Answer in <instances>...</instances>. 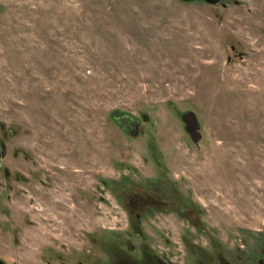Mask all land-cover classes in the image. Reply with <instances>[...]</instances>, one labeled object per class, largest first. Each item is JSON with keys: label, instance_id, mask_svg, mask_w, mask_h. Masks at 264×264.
Segmentation results:
<instances>
[{"label": "rangeland", "instance_id": "374dc122", "mask_svg": "<svg viewBox=\"0 0 264 264\" xmlns=\"http://www.w3.org/2000/svg\"><path fill=\"white\" fill-rule=\"evenodd\" d=\"M223 4L0 0L1 261L264 264V0Z\"/></svg>", "mask_w": 264, "mask_h": 264}, {"label": "water", "instance_id": "95a60500", "mask_svg": "<svg viewBox=\"0 0 264 264\" xmlns=\"http://www.w3.org/2000/svg\"><path fill=\"white\" fill-rule=\"evenodd\" d=\"M184 2H193L195 0H180ZM205 2L208 5H219L221 4L223 8H225L227 5L223 4V0H205ZM184 124L187 126V131L192 138L193 142L195 144H198L200 141V134H199V123L197 120V116L193 112L186 113L182 118Z\"/></svg>", "mask_w": 264, "mask_h": 264}, {"label": "flooded vegetation", "instance_id": "af4514ba", "mask_svg": "<svg viewBox=\"0 0 264 264\" xmlns=\"http://www.w3.org/2000/svg\"><path fill=\"white\" fill-rule=\"evenodd\" d=\"M0 264H5V262L0 260Z\"/></svg>", "mask_w": 264, "mask_h": 264}]
</instances>
